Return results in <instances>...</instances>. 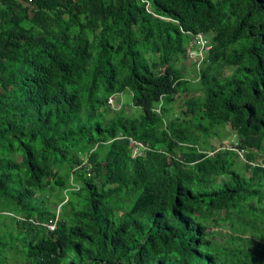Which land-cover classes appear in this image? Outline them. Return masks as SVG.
I'll use <instances>...</instances> for the list:
<instances>
[{"label": "trees", "instance_id": "16d2710c", "mask_svg": "<svg viewBox=\"0 0 264 264\" xmlns=\"http://www.w3.org/2000/svg\"><path fill=\"white\" fill-rule=\"evenodd\" d=\"M263 140L264 0H0V264H264Z\"/></svg>", "mask_w": 264, "mask_h": 264}, {"label": "rangeland", "instance_id": "374dc122", "mask_svg": "<svg viewBox=\"0 0 264 264\" xmlns=\"http://www.w3.org/2000/svg\"><path fill=\"white\" fill-rule=\"evenodd\" d=\"M193 47L191 49H193ZM187 49H190V47H187ZM173 65L175 68H177L183 73L185 79H187L190 82V84L195 85L196 87L198 86L197 71H196L198 64H196L194 59H189L184 53V56H179L173 62ZM193 94L198 95L199 91H195ZM184 98L185 97L183 93L177 94L176 96L173 97L172 102L168 106L169 112L172 113L173 116L179 114V112L182 110V101ZM130 104H131L130 93L127 90H124L122 93L114 95L113 101H111L110 105L108 104L106 110H109L110 112H115V110L127 106L129 115L132 117H137L140 113V109L133 107ZM110 114L111 113H107L106 116H109ZM216 130L220 133L217 132L218 133L217 136L211 137L206 141V146H207L206 149L209 151L208 154L212 155V151H211L212 149L217 150L219 148H226V147L228 148L232 146L231 149H234L236 151L238 157L237 159H235L236 162L235 165L236 167H240L243 161V154L239 151L237 145L235 144L236 138L232 134V131H230L227 126L217 127ZM200 142L197 143V145H195L196 149L202 148L200 147L202 146L200 145ZM263 149H264V140H263ZM63 181L66 184L64 183L62 186L54 185L53 189L49 192L48 197H46L48 199V204L50 209L55 213V215L57 214V216L59 215L58 210L60 206V205L58 206L57 203L60 201L62 197V193H65L64 189L65 188L69 189V187L72 184L71 178L69 177H63ZM223 235H224V231L220 230L219 234L215 236L216 239L222 241Z\"/></svg>", "mask_w": 264, "mask_h": 264}, {"label": "built area", "instance_id": "2783aa9c", "mask_svg": "<svg viewBox=\"0 0 264 264\" xmlns=\"http://www.w3.org/2000/svg\"><path fill=\"white\" fill-rule=\"evenodd\" d=\"M147 7V4H146ZM190 46H194L193 49H187L185 50V54L189 59H194L196 64L199 63L201 61V58L203 56L204 51H206L209 48L208 43L206 42V40L204 39V37L201 35V33H197L192 35V41L190 42ZM112 100L109 99L108 102H111ZM130 144L138 147V148H144L143 145L130 141ZM132 152L135 153L137 152V148H133ZM258 162V161H257ZM81 163L83 165L84 168V173L86 175V177L90 176L89 170H90V163L88 162V160L86 158H83L81 160ZM259 163V162H258ZM252 166H254V163H251ZM264 168V164L261 165ZM57 218H54L52 221H48L46 224H43V226L45 227V229L48 232H51L54 230L55 228V222H56Z\"/></svg>", "mask_w": 264, "mask_h": 264}, {"label": "clouds", "instance_id": "9594fccd", "mask_svg": "<svg viewBox=\"0 0 264 264\" xmlns=\"http://www.w3.org/2000/svg\"><path fill=\"white\" fill-rule=\"evenodd\" d=\"M191 42V41H190ZM190 42L188 43V45H187V47H193V46H190ZM109 99H111L112 101H113V97H110ZM109 99L107 100V104H111V102L110 103H108V101H109ZM259 157H261V159H263L264 160V157L262 156V155H259L258 157H257V161L259 162V164L260 165H262V163L260 162L261 161V159L259 158ZM83 158H86L87 160H88V162H89V159H88V154H86V155H83V157L81 158V159H83ZM264 164V163H263ZM83 173H84V171H83ZM84 175H85V173H84ZM91 176V175H90ZM89 176V177H90ZM85 177H86V175H85ZM89 177H86V178H89ZM57 220V219H56Z\"/></svg>", "mask_w": 264, "mask_h": 264}, {"label": "crops", "instance_id": "0c3cea01", "mask_svg": "<svg viewBox=\"0 0 264 264\" xmlns=\"http://www.w3.org/2000/svg\"><path fill=\"white\" fill-rule=\"evenodd\" d=\"M198 64V66H197V69H198V67H199V63H197ZM196 69V70H197ZM62 203V202H61ZM61 203L59 204V205H61ZM54 218H57V214L55 215V217Z\"/></svg>", "mask_w": 264, "mask_h": 264}, {"label": "water", "instance_id": "95a60500", "mask_svg": "<svg viewBox=\"0 0 264 264\" xmlns=\"http://www.w3.org/2000/svg\"><path fill=\"white\" fill-rule=\"evenodd\" d=\"M260 159H261V157H259ZM262 164L264 163V160L263 159H261V161H260Z\"/></svg>", "mask_w": 264, "mask_h": 264}]
</instances>
